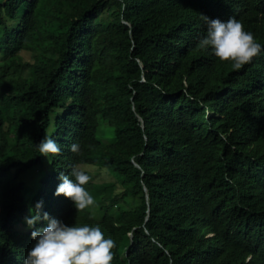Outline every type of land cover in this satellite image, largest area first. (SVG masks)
<instances>
[{"label": "trees", "instance_id": "16d2710c", "mask_svg": "<svg viewBox=\"0 0 264 264\" xmlns=\"http://www.w3.org/2000/svg\"><path fill=\"white\" fill-rule=\"evenodd\" d=\"M263 6L0 0V264H19L14 249L47 226L26 223L37 202L50 218L77 213L54 192L90 160L120 185L98 209L111 264H202L192 246L216 231L235 248L224 264H264V85L198 47L202 15ZM46 133L60 155L39 153Z\"/></svg>", "mask_w": 264, "mask_h": 264}, {"label": "clouds", "instance_id": "9594fccd", "mask_svg": "<svg viewBox=\"0 0 264 264\" xmlns=\"http://www.w3.org/2000/svg\"><path fill=\"white\" fill-rule=\"evenodd\" d=\"M201 18L207 24V34L200 38L198 47L207 57L233 62L234 70L244 67L243 70L247 71L248 75L250 71L248 77L251 85L258 92L259 87L264 85V6L228 12L220 19H210L204 15ZM4 81H8L7 78ZM259 144L264 158V137L259 140ZM36 147L44 156L61 154L60 144L51 133H46ZM70 150L78 153L79 145L73 143ZM95 164L98 163L90 160L73 166L69 173L71 179L63 172L59 174L61 182L54 195L65 196L61 200L77 213L72 216L58 213L56 215L50 211L59 220L50 218L47 212L41 213L42 201L29 209L31 216L25 217L29 227L40 219L47 220L48 224L46 227L34 229L31 236L28 235L31 242L28 249L24 251L25 247H14L19 264H111L115 242L104 237L98 225V209L104 202V192L109 190L107 187L112 185V194L118 193L116 189L117 185H120L111 176V179L104 180V174L107 175L104 171L106 168H99ZM102 187L105 188L104 191ZM53 197L55 200V196ZM49 203L54 207L52 201ZM80 215H86L87 218L82 219ZM202 221L197 225L201 226ZM128 235L131 242L132 232H128ZM206 237L203 245L192 246L195 257L202 264H224L228 256L234 257L235 248L230 245V238H225V235L218 231L208 233Z\"/></svg>", "mask_w": 264, "mask_h": 264}, {"label": "rangeland", "instance_id": "374dc122", "mask_svg": "<svg viewBox=\"0 0 264 264\" xmlns=\"http://www.w3.org/2000/svg\"><path fill=\"white\" fill-rule=\"evenodd\" d=\"M32 54H33L32 52L31 53L30 52H25V51L21 52V55H22L24 60H31L32 59ZM100 128L103 130L104 135L110 136L111 129H109V127L106 125V123H102ZM93 170L96 171L95 168ZM98 177H99V175L96 176L97 179H98ZM103 178H104V180L111 179L109 176H107L105 174H104ZM119 191H120V187L117 185L116 192H119Z\"/></svg>", "mask_w": 264, "mask_h": 264}, {"label": "water", "instance_id": "95a60500", "mask_svg": "<svg viewBox=\"0 0 264 264\" xmlns=\"http://www.w3.org/2000/svg\"><path fill=\"white\" fill-rule=\"evenodd\" d=\"M141 123H142V121H141ZM144 190H145V192H146V188L144 187ZM146 194H147V192H146ZM147 198H148V195H147Z\"/></svg>", "mask_w": 264, "mask_h": 264}]
</instances>
